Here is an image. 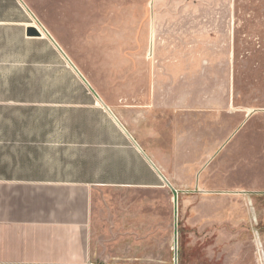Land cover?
Returning <instances> with one entry per match:
<instances>
[{
    "label": "crops",
    "instance_id": "obj_1",
    "mask_svg": "<svg viewBox=\"0 0 264 264\" xmlns=\"http://www.w3.org/2000/svg\"><path fill=\"white\" fill-rule=\"evenodd\" d=\"M236 1L213 0L211 13L156 1L183 8L146 16L148 36L159 40L142 47L141 67L130 61L129 77L106 79L113 92H105L43 17L57 0H0V264L109 260L96 213L106 191L164 189L165 179L169 190L195 193L216 189L220 175L224 189H243L225 179L236 173L219 169L217 155L235 116H246L233 108L234 70L249 63L235 40L264 39V0H243L250 8L240 14ZM58 56L80 93L58 89L70 84L56 76ZM215 85L220 93L202 92Z\"/></svg>",
    "mask_w": 264,
    "mask_h": 264
},
{
    "label": "rangeland",
    "instance_id": "obj_2",
    "mask_svg": "<svg viewBox=\"0 0 264 264\" xmlns=\"http://www.w3.org/2000/svg\"><path fill=\"white\" fill-rule=\"evenodd\" d=\"M156 1L57 0L56 6H43L42 14L85 77L102 91L113 92L106 79L129 77L130 61L141 67L142 47L159 40L148 36L146 16L183 8ZM212 3L186 0V13L215 12ZM234 6L237 14L250 8L243 0ZM235 41L249 63L240 62L234 70L233 108L246 116H235L234 134L217 159L219 169L236 173L225 179L235 178L243 189H224L220 175L216 189L195 193H175L167 187L106 191L97 198L96 213L103 238L111 239L106 247L109 260L92 264H173L175 242L177 264H264V39ZM42 48L45 62L49 54ZM42 76L55 75L43 71ZM56 76L70 80L58 86L62 92H81L78 76L60 56ZM201 88L204 93L221 92L217 85Z\"/></svg>",
    "mask_w": 264,
    "mask_h": 264
},
{
    "label": "water",
    "instance_id": "obj_3",
    "mask_svg": "<svg viewBox=\"0 0 264 264\" xmlns=\"http://www.w3.org/2000/svg\"><path fill=\"white\" fill-rule=\"evenodd\" d=\"M27 35L28 36H39V32L35 28H29L27 30ZM164 182L167 187H170V184L168 183V181L164 179ZM172 250H173V264H177L178 263V257H177L178 245L176 242L173 244Z\"/></svg>",
    "mask_w": 264,
    "mask_h": 264
},
{
    "label": "built area",
    "instance_id": "obj_4",
    "mask_svg": "<svg viewBox=\"0 0 264 264\" xmlns=\"http://www.w3.org/2000/svg\"><path fill=\"white\" fill-rule=\"evenodd\" d=\"M175 193H177L175 190H174Z\"/></svg>",
    "mask_w": 264,
    "mask_h": 264
}]
</instances>
